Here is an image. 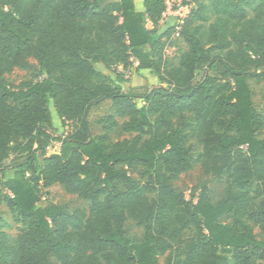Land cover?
I'll return each mask as SVG.
<instances>
[{"label": "trees", "instance_id": "16d2710c", "mask_svg": "<svg viewBox=\"0 0 264 264\" xmlns=\"http://www.w3.org/2000/svg\"><path fill=\"white\" fill-rule=\"evenodd\" d=\"M136 1L0 0V207L26 227L14 244L0 230V264H264V119L247 83L264 78V0H193L174 63V27L158 30L164 0H141L143 11ZM29 59L43 78L9 86ZM117 66L158 85L124 90ZM104 101L113 113L92 135L89 110ZM50 104L70 124L65 135L53 136ZM50 142L58 153H46ZM11 155L22 159L5 167ZM195 163L225 178L223 200L203 186L193 201L171 185ZM137 167L143 183L128 175ZM53 185L88 209L41 201ZM129 220L143 229L138 243L124 235Z\"/></svg>", "mask_w": 264, "mask_h": 264}, {"label": "rangeland", "instance_id": "374dc122", "mask_svg": "<svg viewBox=\"0 0 264 264\" xmlns=\"http://www.w3.org/2000/svg\"><path fill=\"white\" fill-rule=\"evenodd\" d=\"M102 7H107L111 3L116 0H101ZM187 3V2H186ZM135 7L137 10L143 9V3L141 0L135 2ZM158 27L159 32L167 29V26L164 28L161 27V24ZM149 27V26H148ZM168 43L172 46L166 48V58L170 63H174L176 57L186 49L185 43L179 38L172 36L170 37ZM29 63L31 68L28 70L15 69L11 74L5 76V81L9 86L17 87L20 83L27 80H41L43 78V74L40 72L36 61L33 59H29ZM96 69L101 72H104L109 75L108 71H105L102 65H96ZM124 79L125 83L122 84V88L127 90L131 85L137 84H145L148 87L154 85V80L152 79V75L148 72H134L130 71ZM247 83L251 92V101L252 104L258 114H260L264 119V78L255 80L252 78L247 79ZM13 103V101H12ZM49 116L51 120V130L53 132V136L57 137L60 135H65L70 130V124H62L59 120L53 105L50 104L49 107ZM112 104L109 101H104L96 106L90 108L88 113V121L89 127L92 135H98L103 133L102 125L99 123L101 119H103L106 115L112 114ZM218 131H220L218 129ZM187 133V145L191 149V154L194 158H197L200 153V147L197 144L195 137L185 130ZM111 141L120 140L122 138H128L127 135L119 136L115 132L110 133ZM258 138H264V125L261 130L257 134ZM59 151V143L58 142H50L46 153L48 155L58 153ZM22 158L16 157L15 155H11L9 159L4 163L5 167H10L14 163H18ZM12 175V172H7L5 174L6 178H9ZM128 175L138 181L139 183H143L145 181V173L144 169L141 167L130 168L128 169ZM171 185L175 188V190L184 194L187 199L196 200V196L201 187H206L207 194L212 203H218L219 201L224 199L225 196V188L226 182L225 178L221 181H215L211 176L207 175L204 169L198 164L195 163L192 170L186 172L179 176V178L173 182ZM121 190H124L125 186L120 185ZM251 192L255 193L257 189V184L252 183ZM41 201L53 203L57 205H65L70 209L83 208L88 209L89 203L88 201L79 199L76 196L68 195L64 192V190L59 185H53L52 187L41 191ZM0 215H1V224L0 230L4 231L8 236V242L14 244L17 236L26 229V227L21 223L20 219L17 218L15 214L9 212V210L5 206L0 207ZM221 221L227 224H230V220L228 218H221ZM123 232L125 237L131 240L133 243H138L142 240L143 237V229L138 227L133 221L129 220L125 223ZM254 233L258 239H261L259 231L254 229ZM165 256L159 258V264H164Z\"/></svg>", "mask_w": 264, "mask_h": 264}, {"label": "built area", "instance_id": "2783aa9c", "mask_svg": "<svg viewBox=\"0 0 264 264\" xmlns=\"http://www.w3.org/2000/svg\"><path fill=\"white\" fill-rule=\"evenodd\" d=\"M192 1L193 0H164L165 10L162 13L160 22H164L169 18L173 19L172 25L170 26L174 27L175 30L173 36L178 37L183 20L188 16L194 7Z\"/></svg>", "mask_w": 264, "mask_h": 264}, {"label": "crops", "instance_id": "0c3cea01", "mask_svg": "<svg viewBox=\"0 0 264 264\" xmlns=\"http://www.w3.org/2000/svg\"><path fill=\"white\" fill-rule=\"evenodd\" d=\"M135 9H136V7H135ZM136 10H137V9H136ZM137 11H143V9H139V10H137ZM172 22H173V19H172V18H169V19H167V20L164 21V22H160V24H161V27H162V26L164 27V26L166 25L167 28H169V27L172 25ZM159 26H160V25H159ZM166 26H165V27H166ZM165 27H164V28H165ZM164 30H165V29H164ZM115 69H116V72L123 74V80L127 77L126 75L129 73V71H123L121 66H117ZM105 71H108V70L105 69ZM109 72H110V73H109ZM102 73L105 74L106 76L110 77L112 80H115V75H114V73H113V70L108 71L109 75L106 74V73H104V72H102ZM138 73H139V72H138ZM152 79L154 80V85H152V86H156V85H158V79H157V77H155L154 75H152ZM123 83H125V81L121 83V86H122ZM137 86H147V85H145V84H137V85H131L130 87H137ZM128 88H129V87H128ZM128 88H127V89H128Z\"/></svg>", "mask_w": 264, "mask_h": 264}]
</instances>
